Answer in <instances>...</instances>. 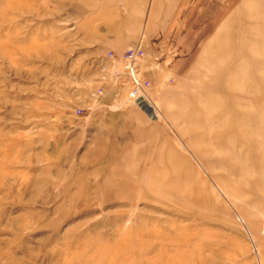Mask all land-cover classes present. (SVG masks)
<instances>
[{
    "label": "rangeland",
    "instance_id": "obj_1",
    "mask_svg": "<svg viewBox=\"0 0 264 264\" xmlns=\"http://www.w3.org/2000/svg\"><path fill=\"white\" fill-rule=\"evenodd\" d=\"M0 264H264V0H0Z\"/></svg>",
    "mask_w": 264,
    "mask_h": 264
},
{
    "label": "built area",
    "instance_id": "obj_2",
    "mask_svg": "<svg viewBox=\"0 0 264 264\" xmlns=\"http://www.w3.org/2000/svg\"><path fill=\"white\" fill-rule=\"evenodd\" d=\"M145 56V51L140 44L134 47H128L123 51L122 57L124 60V67L129 76V90L128 97L130 101L140 104L141 100H149L148 89L151 84L150 81L144 79L137 69V62ZM113 54L108 53V58H112Z\"/></svg>",
    "mask_w": 264,
    "mask_h": 264
},
{
    "label": "bare ground",
    "instance_id": "obj_3",
    "mask_svg": "<svg viewBox=\"0 0 264 264\" xmlns=\"http://www.w3.org/2000/svg\"><path fill=\"white\" fill-rule=\"evenodd\" d=\"M139 105L148 113L150 117H158L160 115L157 112V109L153 107V103L151 104L149 100H141Z\"/></svg>",
    "mask_w": 264,
    "mask_h": 264
},
{
    "label": "crops",
    "instance_id": "obj_4",
    "mask_svg": "<svg viewBox=\"0 0 264 264\" xmlns=\"http://www.w3.org/2000/svg\"><path fill=\"white\" fill-rule=\"evenodd\" d=\"M125 47V46H124Z\"/></svg>",
    "mask_w": 264,
    "mask_h": 264
}]
</instances>
